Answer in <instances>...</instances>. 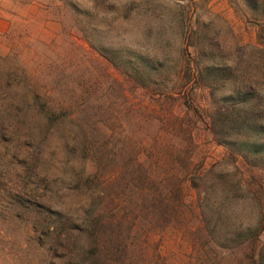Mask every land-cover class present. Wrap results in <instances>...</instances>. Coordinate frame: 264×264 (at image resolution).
<instances>
[{"label": "rangeland", "instance_id": "374dc122", "mask_svg": "<svg viewBox=\"0 0 264 264\" xmlns=\"http://www.w3.org/2000/svg\"><path fill=\"white\" fill-rule=\"evenodd\" d=\"M188 1L0 0V264H259L264 169L211 121L238 96L264 108V31L206 1L202 72L178 80ZM234 178L247 200L204 220L202 190ZM150 190L171 201L155 228Z\"/></svg>", "mask_w": 264, "mask_h": 264}, {"label": "trees", "instance_id": "16d2710c", "mask_svg": "<svg viewBox=\"0 0 264 264\" xmlns=\"http://www.w3.org/2000/svg\"><path fill=\"white\" fill-rule=\"evenodd\" d=\"M206 1L208 0H190L187 2V4L183 2H175V8L173 10L177 11V13L181 16V23H186V19H188L189 23L192 24L193 22L194 24L196 20H199V17H196L197 14H195V12L202 8L204 4H206ZM242 2L252 13V15L255 16V20L259 21L258 27L260 31L263 32L264 0H242ZM232 3L238 6L236 2L233 1ZM193 9H195L194 16L191 15L192 12H190L191 10L193 11ZM189 14L190 16H188ZM193 24L191 26H188L189 31L188 33H185L186 39L188 41L185 43V48H183V52H185V54L190 57V59L188 61L186 59L182 61L181 68L177 73L178 80H182L185 75L197 76L202 72V68L199 67L198 64H193L194 62H192V59L200 57V55H202L204 51L201 46L189 42L191 38L199 35L198 27L194 26ZM210 67L211 66H208L206 69L209 70ZM234 98L237 99H232V102L229 106L220 110L219 116L221 118L219 117V119H212V130L214 134L219 137L220 142L225 144H229L231 142L230 137L233 135L229 134V131H233L236 137V143L238 142L237 139L239 140L238 147L240 145V148H242L241 151L239 150V155L248 164L264 169V108L260 109L254 104H247V102H245L246 100H244V98L242 99L239 96ZM205 178L208 179L209 176L204 173L199 174L200 180L205 181ZM231 183V187L228 189L226 188V186H223L226 185L223 180L217 179L212 184L213 188L202 190L203 192L199 198V207L202 211L201 217L204 220L207 221L208 219L205 209H208L209 211H211V213L214 209V213L230 218V216L228 217L226 214L227 210L224 205L225 202L227 201L229 202V205H234L240 203L241 201L247 200V196L244 195V192L246 191V187L248 186L240 183V181L236 180L235 178L231 180ZM145 195L146 194H143V196ZM253 199H255L259 205H261L260 198L254 197ZM170 203V198H168L164 193L150 190V223H152V227L155 228L156 223H159L160 225L162 219L171 217ZM210 208H212V210ZM95 212L96 211H94V213ZM175 212L176 210L173 211V214ZM92 215L90 214V216ZM247 230L254 237L258 235V228H248ZM255 258L256 256L253 255V259ZM258 262L259 264H264V252L259 253Z\"/></svg>", "mask_w": 264, "mask_h": 264}]
</instances>
